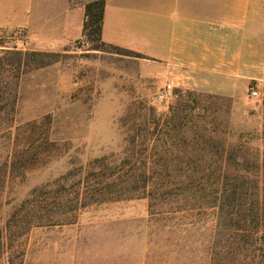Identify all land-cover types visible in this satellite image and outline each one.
I'll use <instances>...</instances> for the list:
<instances>
[{
	"label": "rangeland",
	"instance_id": "1",
	"mask_svg": "<svg viewBox=\"0 0 264 264\" xmlns=\"http://www.w3.org/2000/svg\"><path fill=\"white\" fill-rule=\"evenodd\" d=\"M75 43L58 53V62L23 74L15 112L9 101L10 107L0 113V239L4 233L6 238V245L0 240V264H8L14 252H24L23 264H214L213 210L198 217L168 211L152 215L147 199L90 206L75 224L35 227L11 249V232L20 231L8 222L34 189L97 158L114 156L121 163L130 137L150 136L155 120L164 123L177 114L186 117L188 140L199 125L230 143L248 139L251 152L259 148L264 155V85L252 84L257 99L248 96L249 88L227 98L172 86L174 98L164 106L155 96L168 83L143 74L141 58L96 50L90 42L76 49ZM2 50L32 51L22 31L0 33ZM1 85L11 88V79L4 78ZM45 119L57 152L20 176L12 171L16 129ZM7 127L12 128L3 132Z\"/></svg>",
	"mask_w": 264,
	"mask_h": 264
},
{
	"label": "trees",
	"instance_id": "2",
	"mask_svg": "<svg viewBox=\"0 0 264 264\" xmlns=\"http://www.w3.org/2000/svg\"><path fill=\"white\" fill-rule=\"evenodd\" d=\"M105 7L106 0L86 3L84 39L94 44L96 50H114L142 58L139 53L103 42ZM60 57L61 54L51 52L2 50L0 113L10 107L9 101L11 111L15 112L23 74L48 67ZM4 78L11 79V88L1 85ZM184 121L186 117L177 114L164 123L155 120L150 136L130 137V149L121 163L114 156L97 158L51 184L34 189L8 222L16 224L20 231L11 232V249L18 238L35 227L75 224L79 213L90 206L147 199L152 215L168 211L198 217L213 210L214 264H264V155L259 148L251 152L248 139L230 143L229 139L215 136V132L207 133L205 127L202 131L203 126L199 125H195L197 130L188 140L183 131ZM50 124L45 119L17 127L12 171L17 170L22 176L53 158L57 143L50 139ZM71 180L74 181L69 185ZM5 239L4 233L0 239L4 245ZM23 257L24 252L11 253L8 264H23Z\"/></svg>",
	"mask_w": 264,
	"mask_h": 264
},
{
	"label": "crops",
	"instance_id": "3",
	"mask_svg": "<svg viewBox=\"0 0 264 264\" xmlns=\"http://www.w3.org/2000/svg\"><path fill=\"white\" fill-rule=\"evenodd\" d=\"M88 1L0 0V33L60 53L83 39ZM102 40L139 53L143 74L179 90L237 98L264 85V0H106Z\"/></svg>",
	"mask_w": 264,
	"mask_h": 264
},
{
	"label": "built area",
	"instance_id": "4",
	"mask_svg": "<svg viewBox=\"0 0 264 264\" xmlns=\"http://www.w3.org/2000/svg\"><path fill=\"white\" fill-rule=\"evenodd\" d=\"M89 45V42H87L85 39H81L76 41L74 48L79 49L83 48ZM248 96L252 99H257L259 97V92L256 88L251 87L249 89ZM174 98V89L172 85L167 84L162 89L159 90V92L155 96V100L160 105L167 106L169 105L170 101Z\"/></svg>",
	"mask_w": 264,
	"mask_h": 264
}]
</instances>
